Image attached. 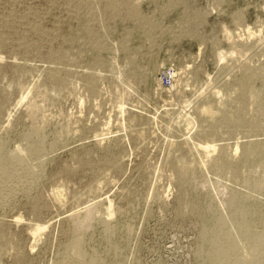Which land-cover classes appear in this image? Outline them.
Instances as JSON below:
<instances>
[{
  "label": "rangeland",
  "instance_id": "374dc122",
  "mask_svg": "<svg viewBox=\"0 0 264 264\" xmlns=\"http://www.w3.org/2000/svg\"><path fill=\"white\" fill-rule=\"evenodd\" d=\"M0 153V264H264V0H0Z\"/></svg>",
  "mask_w": 264,
  "mask_h": 264
},
{
  "label": "bare ground",
  "instance_id": "6f19581e",
  "mask_svg": "<svg viewBox=\"0 0 264 264\" xmlns=\"http://www.w3.org/2000/svg\"><path fill=\"white\" fill-rule=\"evenodd\" d=\"M27 94H28V92H27ZM26 94V95H27ZM29 95V94H28ZM27 95V96H28ZM100 141H102V140H100ZM33 145V144H32ZM38 145V144H37ZM34 146H35V143H34ZM39 146V145H38ZM207 146V145H206ZM32 147V146H31ZM203 147V146H202ZM205 147V146H204ZM208 149H212V150H215L216 148H217V146L216 145H213V146H211L210 147V145H208ZM39 148H41V146L39 147ZM38 148V149H39ZM37 149V150H38ZM236 149L238 150L239 149V145H237L236 146ZM36 150V149H35ZM40 150V149H39ZM205 150H207L206 148H205ZM210 151V150H209ZM41 152V151H40ZM213 152V151H212ZM2 153H3V151H2ZM2 153H0V154H2ZM5 154V153H4ZM9 154V153H8ZM38 154H39V152H38ZM6 155H7V153H6ZM2 156H4V155H2ZM34 156H36V154L34 155ZM1 158V157H0ZM6 158V157H5ZM7 158L9 159V160H7L8 162H6L5 163V165H4V167L3 168H10V167H15V166H18V164L19 163H17L16 164V162L14 161V159L15 158H13V156H7ZM205 158L206 159H208V157L207 156H205ZM3 160V159H2ZM15 160H17V159H15ZM6 161V160H5ZM2 163H3V161H2ZM203 163L205 164V165H207V163H208V160H206V161H203ZM21 166V165H20ZM19 166V167H20ZM1 167H2V165H1ZM18 167V168H19ZM22 167V166H21ZM24 167V166H23ZM2 168V169H3ZM16 168V167H15ZM1 169V168H0ZM1 169V170H2ZM14 169V168H13ZM24 169V168H23ZM26 169V168H25ZM4 170V169H3ZM38 170H39V168H38ZM36 171V170H35ZM34 171V172H35ZM6 173V172H5ZM24 173H25V171H24ZM37 173H38V171H37ZM0 174H3V173H1V171H0ZM30 174V173H29ZM29 174H28V176H29ZM5 175V174H4ZM4 175H3V177H4ZM25 175V174H24ZM24 175H22L23 177H25ZM12 176V175H11ZM34 176H36V173H35V175ZM1 177V176H0ZM2 177V178H3ZM6 177V176H5ZM16 177V176H15ZM20 177V176H19ZM31 177V176H30ZM29 177V178H30ZM7 178H10V177H7ZM27 178V175H26V177H25V179ZM33 179L35 178V177H32ZM6 179V178H5ZM5 179L3 178V181H5ZM12 179V178H11ZM14 179V178H13ZM19 179H21V178H19ZM32 179V180H33ZM9 180V179H8ZM10 181V180H9ZM8 181V182H9ZM0 182H1V180H0ZM5 183V182H4ZM6 185H7V183H6ZM31 188V187H30ZM30 188H27V187H25V188H23V189H21V192L22 193H24V194H27L28 192H29V189ZM28 194H30V193H28ZM57 194V193H56ZM236 200V199H235ZM1 201V200H0ZM230 202H229V204L230 205H233L236 209L235 210H237V211H235L236 212V216H238V215H244V213H243V211L244 210H242L243 208H242V205H239V204H237V203H235L234 202V199H232L231 198V200H229ZM237 201V200H236ZM238 202V201H237ZM2 204V203H1ZM227 204H228V202H227ZM241 204V203H240ZM112 207V206H111ZM244 207V206H243ZM242 208V209H241ZM112 208H110V210H111ZM245 209H247V208H245ZM248 210V209H247ZM247 210H245L246 212H247ZM94 212L95 210H94V207H93V210L91 209H89V211L87 212V214L88 213H90V212ZM248 213V212H247ZM247 213H246V215H247ZM93 214V213H92ZM89 215V214H88ZM93 215H95V214H93ZM249 215V214H248ZM92 216V215H91ZM239 216V217H240ZM241 217H243V216H241ZM244 217H247V216H244ZM248 218V217H247ZM247 218H245V219H247ZM237 220H238V222H237V225H238V227L240 228V230H241V232H242V234L245 236V237H247V238H250L249 240L250 241H252L253 243L254 242H257L256 241V239H253L254 238V236H256L255 234L256 233H254L255 231H253V230H251L250 228H249V222H245V220L244 221H241V220H243V219H238L237 218ZM241 222H243V223H245V224H241ZM251 222V221H250ZM219 224V223H218ZM221 228V227H220ZM42 229H44L42 226H38L35 230H34V232H39L40 230H42ZM41 232V231H40ZM36 234H38V233H36ZM35 235V234H34ZM36 236V235H35ZM223 236V235H222ZM252 238V239H251ZM37 240V239H36ZM234 244V243H233ZM218 247L225 253V255H230L231 254V252H233V248L230 246V244H228V245H226V244H222V245H218ZM73 249H74V251H75V256L73 257V256H71V258L69 259V261H68V263H66V264H84V263H82L81 261H80V259H81V257H78V255L80 256V255H83L84 254V242L82 241V239H78L77 238V240H75V243H74V245H73ZM256 251H257V243H254L250 248H248V251H247V254L248 255H251V254H254V253H256ZM205 253V252H204ZM244 253V252H243ZM245 254V253H244ZM208 255V254H207ZM73 257V258H72ZM246 256H244V258H245ZM255 257V256H254ZM83 258V257H82ZM228 258V257H227ZM243 258V255H241L240 256V260ZM247 258V257H246ZM245 258V259H246ZM257 258V257H256ZM255 258V259H256ZM68 259V258H67ZM99 259V258H98ZM214 259V258H213ZM228 259H230V258H228ZM227 259V261H229ZM251 259V258H250ZM216 260V259H215ZM232 260H233V258H232ZM259 260V259H258ZM255 262H257V260L255 261ZM240 262H239V260L237 261V264H239ZM243 263V262H242ZM260 263V262H259ZM65 264V263H64ZM91 264H102V263H100V261L99 262H96L95 260L94 261H92V263Z\"/></svg>",
  "mask_w": 264,
  "mask_h": 264
},
{
  "label": "built area",
  "instance_id": "2783aa9c",
  "mask_svg": "<svg viewBox=\"0 0 264 264\" xmlns=\"http://www.w3.org/2000/svg\"><path fill=\"white\" fill-rule=\"evenodd\" d=\"M174 71L168 72L167 74L163 75L162 82L163 85L167 88L172 86V83L174 81V76H173Z\"/></svg>",
  "mask_w": 264,
  "mask_h": 264
}]
</instances>
